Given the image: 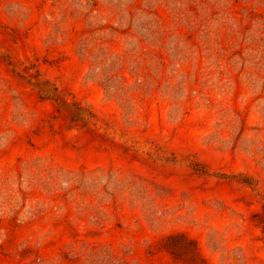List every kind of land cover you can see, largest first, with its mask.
Masks as SVG:
<instances>
[{"label": "rangeland", "instance_id": "1", "mask_svg": "<svg viewBox=\"0 0 264 264\" xmlns=\"http://www.w3.org/2000/svg\"><path fill=\"white\" fill-rule=\"evenodd\" d=\"M0 264H264V0H0Z\"/></svg>", "mask_w": 264, "mask_h": 264}]
</instances>
